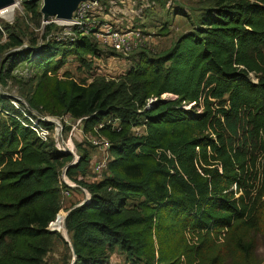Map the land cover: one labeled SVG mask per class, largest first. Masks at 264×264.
I'll use <instances>...</instances> for the list:
<instances>
[{"label":"trees","instance_id":"1","mask_svg":"<svg viewBox=\"0 0 264 264\" xmlns=\"http://www.w3.org/2000/svg\"><path fill=\"white\" fill-rule=\"evenodd\" d=\"M204 1L192 30L164 53L141 52L119 77H58L68 54L89 68L91 57L103 55L88 35L63 51L44 45L34 59L32 50L10 52L0 66L3 86L7 62L42 67L55 102L86 129L111 114L122 119L103 128L113 142L109 176L76 178L87 172V153L66 171L90 194L66 220L74 264H106L117 248L145 264H258L252 233L264 214V0ZM24 6L41 15L38 2ZM8 38L0 58L23 45L14 32ZM27 103L42 112L35 99ZM0 108V245H20L0 264H44L61 235L49 227L74 157L23 125L10 97L0 94ZM140 125L143 132L134 133Z\"/></svg>","mask_w":264,"mask_h":264},{"label":"rangeland","instance_id":"2","mask_svg":"<svg viewBox=\"0 0 264 264\" xmlns=\"http://www.w3.org/2000/svg\"><path fill=\"white\" fill-rule=\"evenodd\" d=\"M16 4L10 12L0 14V45L9 41L8 31L14 32L23 40V45L8 49L2 58L1 64L7 60L8 54L18 50H32L31 59L40 55L42 47L47 44H56L60 51L69 49L73 43L70 38L62 34L63 26L57 23V17L54 15L46 16L42 11L43 0H38L41 15L35 18L32 14L26 11L24 6L25 0H15ZM28 1V0H27ZM108 1V0H107ZM112 6H107L110 12H105V18L121 24L125 31L141 30L142 45L135 47L134 52L129 55L121 49L112 46L109 42L105 43L104 39L99 40V47L103 55H99L97 62L111 77H119L123 75V71H127L134 57H138L141 52L149 54H161L169 50L175 41L184 33L193 29L196 23L197 15L200 7L205 5L200 0H113ZM154 1L151 8L143 12L142 19L132 21L140 6L143 3ZM109 3V2H108ZM178 9L184 10V14L178 13ZM187 16H186V15ZM109 16L111 18H109ZM103 16H101L102 19ZM104 18V19H105ZM59 20V19H58ZM132 23V24H131ZM51 25L52 30L47 33V26ZM133 25L134 28L131 26ZM47 33V34H46ZM127 34V33H125ZM132 56V60L128 57ZM57 55L55 59H60ZM66 63L58 72V77H63L64 73H70L77 79L89 78L92 68L83 65L75 55H66ZM136 61V60H135ZM10 68V77L7 78V84L3 86L0 83V94L7 99L22 98L27 102V99H35L42 112L41 115L49 117L57 123H53L51 137L56 147L62 151L66 150V145H72L76 154V159L87 153L89 155V164L87 172L82 174L78 172L76 178L91 182H100L105 177L109 176L108 163L112 159L111 147L112 139L106 130L103 128L107 125L121 123V117L118 114H111L105 117L100 124L86 129L83 120L72 117L62 111L61 107L55 102L52 89L48 77L41 78L44 70L34 62L23 61L11 69L10 62L6 64ZM6 68V69H7ZM126 73V72H125ZM52 75L51 71L48 72ZM171 96L167 95L166 98ZM9 101V100H8ZM22 102V101H21ZM11 103V101H10ZM141 110H138L140 112ZM52 123V122H50ZM143 127L134 126V133H142ZM62 132V134H61ZM62 137V138H61ZM110 143V147L106 143ZM61 211L56 220L50 224L49 230L58 232L59 235L53 237L50 248L44 258V264H71L72 252L64 242L63 236L64 218L67 209L71 208L76 203H81L87 197L90 198L89 192L82 189L79 184L67 179V176L62 172L61 175ZM130 201L128 202V204ZM53 224V225H52ZM252 237L255 243V254L258 259V264H264V214L261 216L260 231L253 232ZM20 246L16 241L10 243L8 240L3 246L0 245V255H6L13 247ZM106 264H145L144 261L138 259L120 249H116L109 254Z\"/></svg>","mask_w":264,"mask_h":264},{"label":"built area","instance_id":"3","mask_svg":"<svg viewBox=\"0 0 264 264\" xmlns=\"http://www.w3.org/2000/svg\"><path fill=\"white\" fill-rule=\"evenodd\" d=\"M113 2V0H81L77 8L74 10L71 18L62 19V21H59L57 18V23L63 26L62 34L65 37L70 38L72 41H76L81 36L85 35L93 37L97 42L98 39H104L105 43L109 42L112 46L121 49L126 54L131 55L134 52L133 50L135 49V47L142 45V42L140 41L142 31H125L122 28H119L121 27V24L116 25V23L105 18V12H110L111 9H107V6H112ZM154 3V1H151V3L149 1L143 3L138 9V12L134 16L132 15L131 22H133V20H136V17L142 18V13L151 8ZM101 16H103L102 19ZM109 18L111 17L109 16ZM131 26L134 28L133 25ZM129 55L125 57L128 58ZM97 58L98 57L90 58L93 61V68L92 72L90 73V79H88V81H91V79L95 76L111 77L107 73H104L105 71L97 62ZM129 58H131V56ZM125 72L126 71H123L122 74H125ZM253 80L257 81L255 77L253 78ZM167 95L172 96L171 94H166L162 95L161 98L166 99ZM15 98L17 99H10L11 104L22 113L20 116H16L17 119L21 121L23 125L31 128L42 141H48L51 137L50 135L52 129L47 126L46 123H49L50 118L41 115L35 110H32L29 107L28 103L23 101V99L18 97ZM156 100L157 98L149 99L148 106ZM188 108H191V104L188 106ZM198 111H201V109H199ZM78 121L81 122L82 118H78ZM115 126H118V124L114 123V127ZM106 146L109 148L110 143L107 142Z\"/></svg>","mask_w":264,"mask_h":264},{"label":"water","instance_id":"4","mask_svg":"<svg viewBox=\"0 0 264 264\" xmlns=\"http://www.w3.org/2000/svg\"><path fill=\"white\" fill-rule=\"evenodd\" d=\"M28 1L29 2H37L38 0H28ZM80 1L81 0H43L44 4H43V7H42V11L45 13L46 16L54 15L58 19H69V18L72 17V14H73L74 10L77 8V6H78ZM15 3H16L15 0H0V8L7 7V6H10V5L15 4ZM49 122L59 124L58 122H55L54 120H51V119H50ZM61 134H62V132H61ZM63 152L66 153V154H71L74 157L73 160L63 170L64 174L66 175V171L68 170V168L73 166V165H75V164H77L79 159H76L75 152H73L71 150L67 149V150H64ZM82 189H84V188H82ZM88 200H89V197L84 199L81 203H79V204H77L75 206H72L66 212L65 221H64L65 234L63 233V236H64L65 240L70 243V245H72V244H71V240H70V237H69V234H68V230H67V227H66L67 216L69 215V213L74 208H76L77 206L84 205L86 202H88ZM72 249H73V260H72L71 264H74L75 261H76V253H75V250H74L73 246H72Z\"/></svg>","mask_w":264,"mask_h":264},{"label":"bare ground","instance_id":"5","mask_svg":"<svg viewBox=\"0 0 264 264\" xmlns=\"http://www.w3.org/2000/svg\"><path fill=\"white\" fill-rule=\"evenodd\" d=\"M15 4H16V3H15ZM15 4H12V5L7 6V7L0 8V14H5V13H7V12H10V11L12 10V8L15 6ZM50 16H51V15H50ZM60 20L62 21V19H59V21H60ZM54 120H55V119H54ZM64 147H66V150H67V149H68V150H71V151L74 150V148H73L72 145H66V146H64ZM64 221H65V218H64ZM62 233L65 234V227L63 228Z\"/></svg>","mask_w":264,"mask_h":264},{"label":"crops","instance_id":"6","mask_svg":"<svg viewBox=\"0 0 264 264\" xmlns=\"http://www.w3.org/2000/svg\"><path fill=\"white\" fill-rule=\"evenodd\" d=\"M140 19V18H139ZM139 19H137V21L136 22H138L139 21ZM142 19V18H141Z\"/></svg>","mask_w":264,"mask_h":264}]
</instances>
